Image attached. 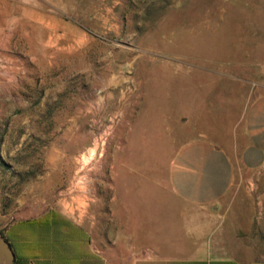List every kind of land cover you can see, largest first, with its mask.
I'll list each match as a JSON object with an SVG mask.
<instances>
[{
	"label": "rangeland",
	"instance_id": "obj_1",
	"mask_svg": "<svg viewBox=\"0 0 264 264\" xmlns=\"http://www.w3.org/2000/svg\"><path fill=\"white\" fill-rule=\"evenodd\" d=\"M263 65L264 0H0V231L52 214L106 240L172 206L183 142L237 160ZM240 175L219 225L254 209L264 250V166Z\"/></svg>",
	"mask_w": 264,
	"mask_h": 264
},
{
	"label": "crops",
	"instance_id": "obj_2",
	"mask_svg": "<svg viewBox=\"0 0 264 264\" xmlns=\"http://www.w3.org/2000/svg\"><path fill=\"white\" fill-rule=\"evenodd\" d=\"M261 73L262 90L243 113L237 160L213 136L198 134L177 147L161 173L160 189L172 206L143 211L138 220L126 212L130 224L106 240L52 214L45 224L14 221L2 231L14 264H264L254 209H234L236 224L219 225L241 171L264 166V65Z\"/></svg>",
	"mask_w": 264,
	"mask_h": 264
},
{
	"label": "water",
	"instance_id": "obj_3",
	"mask_svg": "<svg viewBox=\"0 0 264 264\" xmlns=\"http://www.w3.org/2000/svg\"><path fill=\"white\" fill-rule=\"evenodd\" d=\"M14 255L8 242L0 235V264H13Z\"/></svg>",
	"mask_w": 264,
	"mask_h": 264
},
{
	"label": "trees",
	"instance_id": "obj_4",
	"mask_svg": "<svg viewBox=\"0 0 264 264\" xmlns=\"http://www.w3.org/2000/svg\"><path fill=\"white\" fill-rule=\"evenodd\" d=\"M46 222H43V224H45ZM0 235L2 236V232L0 231ZM3 237V236H2ZM5 239V238H4ZM6 240V239H5ZM10 246V245H9ZM11 248V246H10ZM13 264H14V261H13Z\"/></svg>",
	"mask_w": 264,
	"mask_h": 264
}]
</instances>
